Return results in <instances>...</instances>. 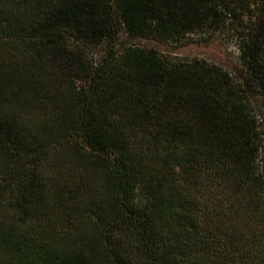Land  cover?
Listing matches in <instances>:
<instances>
[{
    "label": "trees",
    "instance_id": "obj_1",
    "mask_svg": "<svg viewBox=\"0 0 264 264\" xmlns=\"http://www.w3.org/2000/svg\"><path fill=\"white\" fill-rule=\"evenodd\" d=\"M0 264H264V0H0Z\"/></svg>",
    "mask_w": 264,
    "mask_h": 264
},
{
    "label": "rangeland",
    "instance_id": "obj_2",
    "mask_svg": "<svg viewBox=\"0 0 264 264\" xmlns=\"http://www.w3.org/2000/svg\"><path fill=\"white\" fill-rule=\"evenodd\" d=\"M137 44L152 47L160 53L174 57H201L206 58L226 67L233 68L236 65V49L218 40L209 44L189 43L188 45L177 47L152 39H138Z\"/></svg>",
    "mask_w": 264,
    "mask_h": 264
}]
</instances>
